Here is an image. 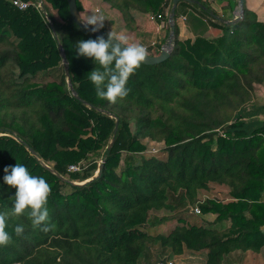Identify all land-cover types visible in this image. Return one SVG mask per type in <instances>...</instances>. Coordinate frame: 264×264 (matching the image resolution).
Returning a JSON list of instances; mask_svg holds the SVG:
<instances>
[{
	"label": "trees",
	"instance_id": "obj_1",
	"mask_svg": "<svg viewBox=\"0 0 264 264\" xmlns=\"http://www.w3.org/2000/svg\"><path fill=\"white\" fill-rule=\"evenodd\" d=\"M43 1L45 13L0 0V212L7 214L12 236L0 246V264H138L151 244L173 255L205 250L204 264H222L234 250L259 251L264 118L256 115L258 108L264 114V104L241 110L254 85L264 82V21L245 0L241 19L232 24L216 18L203 0L178 1L169 56L141 63L127 81L128 95L113 104L97 96L90 80L99 64L77 54V41L96 36L75 24L67 0ZM102 1L121 13L126 27L134 26L133 9L163 14L161 0ZM228 1L230 8L237 4ZM179 5L191 9L185 14L193 38L178 37ZM158 46L151 54L159 53ZM50 70L57 73L54 79L32 86L39 73ZM145 137L163 142L159 156L144 154ZM16 162L51 187L46 225L34 227L30 210L13 214L16 189L3 177L4 168ZM72 164L79 169L68 170ZM209 183L226 185L231 200H197ZM187 203L228 226L184 222L167 232H148L165 219L151 216L152 210ZM17 225L23 226L19 236Z\"/></svg>",
	"mask_w": 264,
	"mask_h": 264
},
{
	"label": "clouds",
	"instance_id": "obj_2",
	"mask_svg": "<svg viewBox=\"0 0 264 264\" xmlns=\"http://www.w3.org/2000/svg\"><path fill=\"white\" fill-rule=\"evenodd\" d=\"M80 19L85 28L91 25V30L95 32L103 27L106 17L96 9L86 18L80 16ZM76 47L78 55L93 58L99 64L100 68L91 71L90 80L96 86L97 96L113 104L128 95L127 81L148 55L143 44L130 43L126 35H118L112 30L107 39L97 36L95 39L79 40ZM4 172V182L16 189L13 214L20 216L30 210L28 216L34 227L46 225L49 220V211L45 206L51 192L49 183L43 177L30 175L28 169L17 162L14 166L5 167ZM6 220L7 214L0 212V246H7L12 241V236L6 231ZM49 227L54 225L45 226L43 230L48 231ZM14 232L17 236L21 235L23 226L17 225Z\"/></svg>",
	"mask_w": 264,
	"mask_h": 264
},
{
	"label": "crops",
	"instance_id": "obj_3",
	"mask_svg": "<svg viewBox=\"0 0 264 264\" xmlns=\"http://www.w3.org/2000/svg\"><path fill=\"white\" fill-rule=\"evenodd\" d=\"M97 1L99 2L101 1L100 4L102 6L103 11L106 12L110 16L108 17L110 18L108 19V21H110L109 25L103 24L104 25L103 30H105L106 32L109 33L112 30L118 35L119 34L126 35L129 38L130 43L131 42L140 43V44H143L145 47H147V53L148 51H151V53H153L154 49L157 46L156 45L155 47H150V43L152 41H156L158 44H160V46L163 44L162 36L164 34V31L166 30L168 31L164 22H160V21L152 22V21L146 20V18L144 17L140 21L136 22L137 28L126 27L125 21L123 20L121 13L117 9L111 8L107 3H105L102 0H97ZM215 1L216 2L211 3L210 5L217 12L218 15L222 16V14H224L227 19H232L235 17L234 9L237 4L233 8H230V3L228 0H215ZM245 5L249 9L253 10L257 14L259 19L264 21V0H245ZM186 9L187 7L181 5L177 15L185 14ZM81 12L82 11H80V13ZM90 12L88 11L86 13H90ZM176 24L178 26V37L180 39H184L187 37L189 38L194 37L189 27L188 26L186 27L184 23H182V25H179V23H176ZM159 49L161 48L159 47ZM250 108L251 106L246 105L241 111L242 112L248 111L250 110ZM211 184L218 185L214 183H211ZM228 190L229 189L227 187L226 197H230L228 194ZM205 219L207 221H210L211 224L215 225L211 213H208L207 215H205ZM210 223L208 225H211ZM263 228L264 226L262 227V231L264 232ZM152 246L155 247V250L159 251L158 260H170L172 264H204L205 262V256H206L205 250H201L198 252L189 251L187 254L185 253L184 255L181 254V255L170 256L168 249L162 248L158 244L150 245L148 248L151 249ZM148 248L143 253L142 257L140 258V261L144 259V257L150 255ZM197 257H199L201 260L197 261L196 260ZM158 260H156V262ZM222 264H264V245L260 248L259 251H251V250L231 251L223 256Z\"/></svg>",
	"mask_w": 264,
	"mask_h": 264
},
{
	"label": "rangeland",
	"instance_id": "obj_4",
	"mask_svg": "<svg viewBox=\"0 0 264 264\" xmlns=\"http://www.w3.org/2000/svg\"><path fill=\"white\" fill-rule=\"evenodd\" d=\"M41 1L43 3H46L43 0H41ZM167 1L168 0H162L161 2H159L163 6V14L164 15L166 14L165 16H169L170 15L171 3L167 6L166 5ZM203 1L209 3V5L211 3L216 2L215 0H203ZM100 2L97 1V0H80L82 12L80 13V11H79V16H81V18H86V15L88 14L86 12H88V11L89 12L90 11L93 12L92 11V7H94L96 4H98ZM46 4H48V3H46ZM180 7H181V5H179L177 7L176 14L178 13ZM188 9H190V8L188 7L186 10H188ZM238 10H239V8L236 5V7L234 9L235 16L238 15ZM131 13H132V16L134 18V23H133L134 26L133 27L137 28L136 22H138L141 19H143L146 14H142V13H140V11H138L136 9H133L131 11ZM56 16H57V14H56ZM178 16L179 15L176 16L175 22L179 23V25H182V23H184L185 26L187 27L188 24L186 23V19L184 21H180L179 19H177ZM185 16H186V14H185ZM108 19H110V18H108ZM108 19L103 22L104 25H109L110 21H108ZM164 19L166 20V18H164ZM146 20H148V19H146ZM164 24L166 25V28L168 29V31L166 29H165L166 31H164V34L162 36L163 43L165 41H167L169 38L172 39V40L174 38V36H172V37L169 36V28H168L169 27V23L166 24V22H165ZM101 29H103V27ZM207 34H209V33H207ZM154 45H159L158 47H160V44H158L157 42ZM146 49H147V47H146ZM148 53L151 54V51H148ZM56 74L57 73L55 71H52V70H50L49 72H45V73L41 72V73L38 74V78H37V80H35V83H33L32 86H38V85H40L41 83H43L45 81L54 79L56 77ZM263 104H264V82L261 83V84H255L254 85V88L252 90V97L250 99V103L245 104V106L246 105H248V106H252V105L261 106ZM258 110H259L260 113L258 115H256V118L257 119H263L264 118L263 111L260 108H258ZM250 118H252V117H250ZM250 118H248V115H246V117L244 119H250ZM252 119H254V118H252ZM148 144L151 145L150 149H152L155 146V144H157V143L155 142V140H152ZM162 146H163V142H162L161 145L155 146V147H158L159 148L158 150H160L162 148ZM160 151L154 152V151L150 150L148 152V150H145L144 154L145 155L156 154L157 156H159L161 154ZM132 157H134L135 160H136V159L139 158V154H133ZM97 161L99 163H101L102 162V158L101 157L98 158ZM95 174H96V172H95ZM226 191H227L226 185H212L211 183H209L207 189H199V191L197 192V200L200 201V200H204L205 198H215L217 200L224 201V202L227 201V200H231V197H226ZM194 206H196V203H195V205L187 203L184 207L176 209V210H166V209L152 210L150 212L151 216L153 215V216L158 217V218L163 216L165 219H163L162 221H160L158 223H153V225L148 226L147 227L148 232L149 233H161V232L163 233V232H167L173 226H175L176 224H181V223H184V222H187V223H199V224H203V225H208L210 223V221H207L205 219V215H207L208 213H201V212L200 213H196L195 211H193ZM178 216L182 217V219H183L182 222L178 219ZM212 218L214 220L215 214H212ZM228 224H229L228 221H222V222L215 223V225L211 224L210 226H213V227H216V228H221V227L224 228L223 226L226 227V226H228ZM151 245H153V244H151ZM148 251H149L150 255L144 257V259H142L141 261L139 259L138 264H148V263L149 264H157V262L160 261V260H158L159 259L158 258L159 251L155 250L154 246H152L151 249L148 248ZM188 252L189 251H184L182 253V255H184L185 253L187 254ZM196 252H198V251H196ZM169 254H170V256L173 255L170 252H169ZM161 255H163V254H161ZM156 260H158V261L156 262ZM196 260L200 261L201 259L199 257H197ZM168 261H170V260H168ZM171 264H172V262H171Z\"/></svg>",
	"mask_w": 264,
	"mask_h": 264
},
{
	"label": "water",
	"instance_id": "obj_5",
	"mask_svg": "<svg viewBox=\"0 0 264 264\" xmlns=\"http://www.w3.org/2000/svg\"><path fill=\"white\" fill-rule=\"evenodd\" d=\"M178 1H186L189 3L198 2L197 0H171L170 15H169V36L170 37L173 36V32H174L173 16H174V11H175V6H176ZM243 2H244V0H237V6H238L239 10H238V15L235 16L234 18L227 20V19H224L218 15H215V17L218 18L219 20H221L222 22H226L227 24L235 23L236 21H238L242 17ZM67 4H68L69 12L71 14V18L75 22V24H77L79 27L85 29L86 31L90 32L91 34H93L96 37L97 36H103L105 39L108 38V32H106L105 30H103L101 28L98 29L97 31L93 32L91 30L93 26L89 25L87 28L84 27V24L82 23L80 16H79V11L76 7V1L75 0H67ZM50 27H51V30L53 31L52 25H50ZM172 46H173V40L169 38L167 41H165L162 44V47H161L158 54H149L148 53L146 60L143 61L142 63H144V64H155V63L163 61L164 59H166L169 56V53L172 49ZM61 54H62V63L64 64V73L66 76L68 88L71 89L72 92H74V90L72 88V83H71V79H70V75H69V71H68L66 58H65L63 52H61ZM75 97L79 98V96L76 94H75ZM116 130H117V118L115 117V126L113 129V136L116 134ZM113 140H114V138L112 137V139L110 141V145L113 143ZM29 151L32 154H35L33 149L29 148ZM100 169H101V165L98 167L97 171H100Z\"/></svg>",
	"mask_w": 264,
	"mask_h": 264
},
{
	"label": "built area",
	"instance_id": "obj_6",
	"mask_svg": "<svg viewBox=\"0 0 264 264\" xmlns=\"http://www.w3.org/2000/svg\"><path fill=\"white\" fill-rule=\"evenodd\" d=\"M11 2H12V5L15 8L20 9V10L26 9L29 6H34L39 11L45 13L44 4H43V2L41 0H36L34 2H29V1H26V0H11ZM96 9H99L104 14V16L106 17L105 20L108 19L109 15L106 12L103 11L102 6H101L100 3H98L94 7H92V11H95ZM140 13L146 14L144 17L146 19L150 20V21H153V22L160 21V22H164V23L166 22V24L169 23V16H165L166 14L165 15L162 14V13L155 14V13H151V12H149V13L146 12L145 13V12H142V11H140ZM164 18H166V20ZM177 19H179L180 21H184L186 19V16H185V14H180L177 17ZM47 20L49 21L48 18H47ZM155 43H156L155 41H152L150 43V46L154 47ZM161 47H162V45L160 46V48ZM141 141L145 144L146 150H148V152L150 150L154 151V152H157L159 148L155 147V146H159V145L162 144L161 141L160 142L155 141L157 144H155V146L152 149H150L151 145L148 144V143H150L152 141L150 138L145 137V138H142ZM78 169H79V165L78 164H72V165L68 166V170H78ZM200 201H202V200H200ZM193 211H195L196 213H200V209H199V207L197 205L194 206ZM157 264H171V262L168 261V260H160V261L157 262Z\"/></svg>",
	"mask_w": 264,
	"mask_h": 264
}]
</instances>
